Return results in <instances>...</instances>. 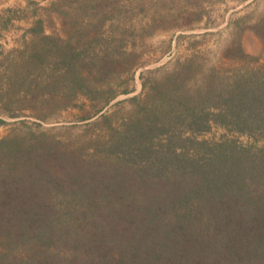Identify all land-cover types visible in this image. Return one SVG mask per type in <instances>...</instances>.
Segmentation results:
<instances>
[{
  "label": "trees",
  "instance_id": "obj_1",
  "mask_svg": "<svg viewBox=\"0 0 264 264\" xmlns=\"http://www.w3.org/2000/svg\"><path fill=\"white\" fill-rule=\"evenodd\" d=\"M252 31L264 44V20ZM68 57L72 89L93 98L94 64L82 75ZM192 69L143 83L90 154L0 138V264H264V65L211 71L194 97ZM212 124L247 141L199 139Z\"/></svg>",
  "mask_w": 264,
  "mask_h": 264
},
{
  "label": "rangeland",
  "instance_id": "obj_2",
  "mask_svg": "<svg viewBox=\"0 0 264 264\" xmlns=\"http://www.w3.org/2000/svg\"><path fill=\"white\" fill-rule=\"evenodd\" d=\"M263 20L264 0H0V138L43 137L90 154L95 140L133 115L143 83L191 63L184 90L194 97L211 71L226 79L231 68L264 65V44L252 31ZM74 54L82 75L94 64L93 98L72 89ZM14 68L27 84L9 86L3 74ZM226 137L247 141L215 124L198 134Z\"/></svg>",
  "mask_w": 264,
  "mask_h": 264
}]
</instances>
